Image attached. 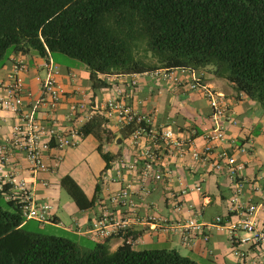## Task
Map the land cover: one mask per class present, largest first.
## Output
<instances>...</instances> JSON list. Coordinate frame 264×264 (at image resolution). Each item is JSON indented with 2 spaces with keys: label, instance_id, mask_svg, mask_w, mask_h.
I'll use <instances>...</instances> for the list:
<instances>
[{
  "label": "trees",
  "instance_id": "1",
  "mask_svg": "<svg viewBox=\"0 0 264 264\" xmlns=\"http://www.w3.org/2000/svg\"><path fill=\"white\" fill-rule=\"evenodd\" d=\"M55 51L86 64L92 90L109 85L101 74L185 68L202 72L205 84L207 70L264 110V0H0V65L11 52L48 60ZM79 130L96 140L100 173L123 156L122 143L105 149L118 134L102 116ZM101 182L99 175L88 197L69 173L59 179L80 210L95 204ZM6 190L0 189V264H201L173 248L136 249L125 242L127 233L111 251V236L83 249L69 237L28 230Z\"/></svg>",
  "mask_w": 264,
  "mask_h": 264
},
{
  "label": "built area",
  "instance_id": "2",
  "mask_svg": "<svg viewBox=\"0 0 264 264\" xmlns=\"http://www.w3.org/2000/svg\"><path fill=\"white\" fill-rule=\"evenodd\" d=\"M34 68L32 86L25 79L30 71L25 57L16 55L7 77L0 78V109L13 116L10 132L0 138V189L7 186L6 199L19 204L25 220L53 221V205L47 197H39L38 191L50 184L47 175L59 168L62 151L78 145L82 138L79 128L95 115L107 119L110 128L127 130V147L135 151L119 161L130 174H137L138 189L127 183L111 191L107 195L108 205L94 218L89 233L99 237L117 235L123 240L136 217V195L148 192L151 181L163 179L161 167L165 158H183L187 151L193 161L210 162L213 170L223 171L232 188L231 202L239 203L247 179L241 175L244 164L237 155L249 154L251 145L248 140L240 142L227 134L225 123L236 121L227 98L222 92L200 84L203 73L199 70L163 67L140 73L101 74L109 83L105 87L106 95L97 100L77 89L78 97L74 96L67 105L69 124L63 125L58 108L67 93L57 80L58 65L51 59H43ZM141 76L161 84L201 90L211 109V123L199 134L203 140L201 147L195 143L196 129L182 133L180 127L171 123L157 125L151 112H139L133 107L129 99ZM19 154L25 160L24 166ZM23 170L28 175H24ZM165 173L169 174L170 170ZM189 189L200 191L201 186L195 184ZM186 192L187 188H182L179 193ZM171 205L176 213L194 209L192 203H185L176 195ZM257 208L249 204L234 220L217 215L203 222L195 216L168 219L149 214L146 221L153 228L161 224L165 230H178L183 239L198 234L206 240L211 230L224 231L231 243L235 264H264V217H257ZM117 209L123 216L115 215ZM125 242L132 243L131 237L125 238Z\"/></svg>",
  "mask_w": 264,
  "mask_h": 264
},
{
  "label": "crops",
  "instance_id": "3",
  "mask_svg": "<svg viewBox=\"0 0 264 264\" xmlns=\"http://www.w3.org/2000/svg\"><path fill=\"white\" fill-rule=\"evenodd\" d=\"M14 56L16 54L11 52L0 65V78L5 79L7 77ZM24 57L30 67L25 79L27 83L34 86L33 75L36 72L34 66L38 65L44 58L34 53L26 54ZM49 57L52 59L51 54ZM58 67L60 73L57 80L63 85L67 93V97L59 105L58 117L63 125H68L67 105L74 99V96L78 97L77 89L83 90L97 100H101L106 95L107 90L105 87L97 90L91 89L88 82V69L85 72H77L71 68L63 70L59 65ZM205 72V85L225 95L229 110L236 120L235 123H225L227 134L240 142L248 140L251 145L249 154L237 155V158L244 164L241 175L247 179L239 196V203L231 202L233 192L225 173L213 170L210 162L193 161L190 152L187 151L183 158H165L161 167L164 172L163 179L155 182L151 181L148 192H141L136 195V217L130 222L127 234L131 237L134 246L145 243L162 246L161 248H173L180 254L188 256L201 264H235L234 257L231 254V243L224 231L213 229L208 233L206 240L198 234L183 239L178 230H165L161 224L153 228L146 221L149 214H156L161 218L168 219H184L185 217L195 216L203 222L210 221L217 215L234 220L240 216L249 204L258 206L256 215L259 219L264 217V110L256 108V102L243 94L236 96L235 90L225 79L213 77L207 70ZM138 81L129 99L133 107L139 112H151L157 125L171 123L180 127L182 133H188L191 129H196L198 135L195 138V143L197 147H201L203 140L199 134L205 126H209L211 123V109L201 90H189L186 86L161 84L146 76H141ZM0 111L1 138L10 132L13 116L9 111L3 109H0ZM111 129L118 134L115 142L122 143L120 149L123 156L120 158H128L135 150L129 149L126 137L121 138L119 135V133L127 132V130ZM118 138H120V142H117ZM87 139H90V145L95 150L96 140L91 136L82 137L77 146L63 150V160L59 168L47 175L50 184L47 187L40 188L38 191L39 197L51 199L50 189L65 174L58 175L62 164L65 162V153L73 151L81 142ZM117 145L115 147L118 148ZM137 150H140V148ZM120 158L113 163L111 168L101 173L104 162L100 158L102 162L101 169L94 175L96 179L87 189L83 188L69 173L84 189L88 197L91 196L99 175L102 179L101 191L95 204L90 208L81 210L76 207V212L72 215V225L66 228L75 236L74 241L79 245L91 244V242L95 243L105 239L89 233L88 228L103 206L108 205L107 195L111 191L127 183L133 184V188L138 189L137 174L132 175L127 168H123L119 161ZM19 159L24 166L25 160L20 154ZM167 169L170 170L169 174L165 173ZM23 174L28 175L26 170H23ZM195 184L201 186L200 191L189 189ZM182 188H187V192L180 195L179 192ZM175 195L185 203H192L194 209L190 211L184 209L180 213L174 212L171 203ZM115 213L119 217L123 216L119 209ZM49 222L62 224L55 210L54 219ZM106 242L109 250L112 251L122 242V238L113 235Z\"/></svg>",
  "mask_w": 264,
  "mask_h": 264
},
{
  "label": "rangeland",
  "instance_id": "4",
  "mask_svg": "<svg viewBox=\"0 0 264 264\" xmlns=\"http://www.w3.org/2000/svg\"><path fill=\"white\" fill-rule=\"evenodd\" d=\"M52 59L56 62L61 69L66 70L71 68L74 71H87V66L81 60L71 57L65 53L55 51L52 54ZM256 102V101H255ZM256 108L263 110L259 103ZM1 113V111H0ZM90 139L81 142V144L73 151H68L65 153V162L62 164L58 175L64 173H70L81 185L83 188L87 189L94 182L95 174L101 169L102 162L97 154V152L90 145ZM118 143L113 142L105 146V149L116 151L115 147ZM51 199L49 200L54 210L60 217L62 224H54L51 222H38L32 219L26 220L25 227L28 230L38 231L45 234H55L65 237H69L74 240V235L67 230L70 225H72V215L76 212V206L73 203V200L66 192V190L57 182L50 189ZM84 245V246H83ZM94 243L91 244H81V248L89 249L93 247ZM136 249H152V248H161L155 244H136L134 246Z\"/></svg>",
  "mask_w": 264,
  "mask_h": 264
},
{
  "label": "water",
  "instance_id": "5",
  "mask_svg": "<svg viewBox=\"0 0 264 264\" xmlns=\"http://www.w3.org/2000/svg\"><path fill=\"white\" fill-rule=\"evenodd\" d=\"M117 142H120V138L117 139Z\"/></svg>",
  "mask_w": 264,
  "mask_h": 264
}]
</instances>
